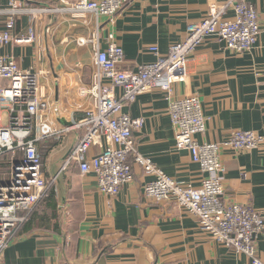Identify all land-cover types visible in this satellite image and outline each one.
I'll list each match as a JSON object with an SVG mask.
<instances>
[{"label": "crops", "instance_id": "1", "mask_svg": "<svg viewBox=\"0 0 264 264\" xmlns=\"http://www.w3.org/2000/svg\"><path fill=\"white\" fill-rule=\"evenodd\" d=\"M11 1L26 9L76 2L0 0V9L8 8ZM246 1L260 15L262 33L256 47L236 54L209 38L191 55L186 81L173 87L171 97L195 96L202 103L207 122L205 132L196 137L200 143H221L239 130L264 138V0ZM225 2L134 0L114 20L92 14L75 19L67 12L19 16L15 34L29 36L35 31L37 38L30 45L4 46L1 53L22 69L34 68L41 74L40 83L52 104L49 117L58 128L71 130L60 139L41 143L48 195L0 264H252L200 231L196 217L175 202L148 198L145 187L153 178L144 175L133 159L134 179L115 197L103 195L95 175H82L76 161L66 165L84 136V130L72 127L89 107L80 89L91 85L96 73L95 49L87 43L94 33L99 49L112 42L122 47L120 70L137 71L156 61L151 47L165 55L171 45L186 39L189 25L207 19ZM233 15L230 10L227 18ZM168 107L167 93L155 89L124 108L125 114L144 120L134 133L137 150L169 177L199 187L206 175L189 151L177 149ZM100 151L92 148L89 158ZM220 158L227 170L223 201L251 205L264 217V143L251 151L223 147ZM257 248L264 264V231Z\"/></svg>", "mask_w": 264, "mask_h": 264}, {"label": "built area", "instance_id": "2", "mask_svg": "<svg viewBox=\"0 0 264 264\" xmlns=\"http://www.w3.org/2000/svg\"><path fill=\"white\" fill-rule=\"evenodd\" d=\"M132 1L76 0L74 4L63 1L64 5L43 9H26L11 1L8 8L0 9V26H4L0 29V261L48 195L41 143L53 137L60 139L71 130L58 128L49 117L52 104L40 83L41 74L34 68L22 69L15 59L2 55V47L30 45L36 40L35 31L29 36L15 34L22 14L40 18L67 12L75 19L92 14L114 20ZM230 10L234 15L227 18ZM261 33L260 15L253 5L246 0H226L207 19L189 25L184 41L171 45L165 55L158 47H151L149 51L156 61L129 72L119 69L125 57L122 47L112 42L101 50L98 34L94 33L87 43H92L95 49L96 73L91 85L80 89L89 107L83 119L72 127L84 130V136L66 165L76 161L82 175H95L103 195L115 197L134 179L133 159L144 175L153 178L145 187L148 198L175 202L196 217L200 231L216 243L245 255L252 264H263L257 238L264 231V217L251 205L223 201L227 170L220 151L223 147L255 150L264 143V138L253 131L239 130L221 143H200L196 137L205 132L207 122L201 101L195 96L171 97L173 87L187 79L191 55L209 38L218 39L227 50L244 54L256 47ZM155 89L167 93L177 149L189 151L192 161L206 175L199 187L169 177L137 150L134 133L142 128L144 120L125 114L124 108L139 95ZM94 147L101 151L89 158Z\"/></svg>", "mask_w": 264, "mask_h": 264}, {"label": "rangeland", "instance_id": "3", "mask_svg": "<svg viewBox=\"0 0 264 264\" xmlns=\"http://www.w3.org/2000/svg\"><path fill=\"white\" fill-rule=\"evenodd\" d=\"M42 150H43V149H41V154H42V156H43L44 151H43V153H42ZM1 175H2V174H1V172H0V176H1Z\"/></svg>", "mask_w": 264, "mask_h": 264}, {"label": "trees", "instance_id": "4", "mask_svg": "<svg viewBox=\"0 0 264 264\" xmlns=\"http://www.w3.org/2000/svg\"><path fill=\"white\" fill-rule=\"evenodd\" d=\"M3 161H5V160H2V162H3ZM52 195H53V193H52Z\"/></svg>", "mask_w": 264, "mask_h": 264}]
</instances>
